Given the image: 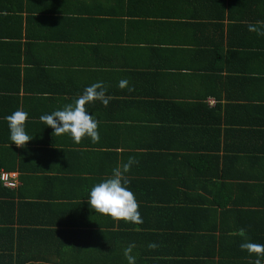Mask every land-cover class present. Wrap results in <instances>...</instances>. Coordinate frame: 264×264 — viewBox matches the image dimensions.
Here are the masks:
<instances>
[{
    "label": "crops",
    "instance_id": "0c3cea01",
    "mask_svg": "<svg viewBox=\"0 0 264 264\" xmlns=\"http://www.w3.org/2000/svg\"><path fill=\"white\" fill-rule=\"evenodd\" d=\"M257 21L264 0H0V174L18 183L0 178V264H127L129 245L135 264H254L240 244H264ZM96 82L111 97L86 105L98 141L53 136L40 116ZM17 109L24 147L4 120ZM129 157L139 224L87 203Z\"/></svg>",
    "mask_w": 264,
    "mask_h": 264
},
{
    "label": "clouds",
    "instance_id": "9594fccd",
    "mask_svg": "<svg viewBox=\"0 0 264 264\" xmlns=\"http://www.w3.org/2000/svg\"><path fill=\"white\" fill-rule=\"evenodd\" d=\"M248 31L256 33L257 36H264V22L257 21L255 25L249 24ZM127 84V80L121 79L118 87L123 89ZM110 99L111 97L105 94L103 84L96 82L85 87L73 103L63 106L62 109L54 110L50 114L41 115L40 120L53 130V136L67 134L73 143L77 144L84 137L96 142L99 139L98 122L93 115L87 112L86 105L100 101L107 106ZM27 116L25 111L17 109L4 117L9 130V140L17 147H24L32 140L25 130ZM134 162V159L129 157L126 163L112 169L109 178L93 185L89 190L87 203L96 214L107 215L118 221L142 223L137 201L128 188L129 181L125 175ZM148 247L155 248L156 245L149 244ZM240 248L250 256H255L254 264L264 262V244L243 242ZM132 249L133 245H129L123 250L127 264H135V257L131 254Z\"/></svg>",
    "mask_w": 264,
    "mask_h": 264
},
{
    "label": "built area",
    "instance_id": "2783aa9c",
    "mask_svg": "<svg viewBox=\"0 0 264 264\" xmlns=\"http://www.w3.org/2000/svg\"><path fill=\"white\" fill-rule=\"evenodd\" d=\"M1 181L8 187L14 188L17 186V179H16V174H9L2 172L0 174ZM264 264V262L262 263Z\"/></svg>",
    "mask_w": 264,
    "mask_h": 264
},
{
    "label": "trees",
    "instance_id": "16d2710c",
    "mask_svg": "<svg viewBox=\"0 0 264 264\" xmlns=\"http://www.w3.org/2000/svg\"><path fill=\"white\" fill-rule=\"evenodd\" d=\"M8 173V172H7ZM9 174H12V173H9ZM1 183V182H0ZM79 237H83L82 235H80ZM81 250V249H80ZM79 250V248H74V253H76L77 255H78V258L80 259V258H82L81 256H79V254H80V251ZM116 251V249H115V247H111V248H108V252H111V253H114ZM82 253V252H81ZM86 261H82V260H80V262L79 263H77V264H86L85 263ZM263 263V262H262ZM145 264H148V261L145 263Z\"/></svg>",
    "mask_w": 264,
    "mask_h": 264
}]
</instances>
